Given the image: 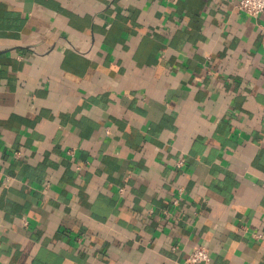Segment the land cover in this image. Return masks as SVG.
Here are the masks:
<instances>
[{
  "label": "crops",
  "instance_id": "obj_1",
  "mask_svg": "<svg viewBox=\"0 0 264 264\" xmlns=\"http://www.w3.org/2000/svg\"><path fill=\"white\" fill-rule=\"evenodd\" d=\"M236 1L0 0V264H264V10Z\"/></svg>",
  "mask_w": 264,
  "mask_h": 264
},
{
  "label": "built area",
  "instance_id": "obj_2",
  "mask_svg": "<svg viewBox=\"0 0 264 264\" xmlns=\"http://www.w3.org/2000/svg\"><path fill=\"white\" fill-rule=\"evenodd\" d=\"M235 7L251 17H257L264 10V0H237ZM261 41L264 42V26L260 28ZM183 160L177 161V166L182 164ZM176 198L173 199V203L176 204ZM185 261L190 264L207 263L209 261V254L203 246H195L191 249L188 255L185 257Z\"/></svg>",
  "mask_w": 264,
  "mask_h": 264
}]
</instances>
